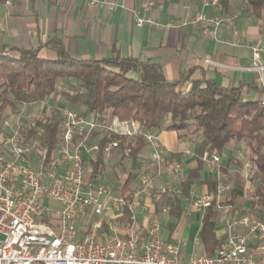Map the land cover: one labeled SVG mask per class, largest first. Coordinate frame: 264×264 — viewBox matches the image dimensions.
Masks as SVG:
<instances>
[{
	"label": "built area",
	"instance_id": "1",
	"mask_svg": "<svg viewBox=\"0 0 264 264\" xmlns=\"http://www.w3.org/2000/svg\"><path fill=\"white\" fill-rule=\"evenodd\" d=\"M85 1L92 7L101 5L98 0ZM192 23L205 25L204 33L216 39L218 30L231 21L200 13ZM146 24L155 25L152 20H137L138 27ZM234 45L240 46L238 39ZM263 54L264 45L253 47L247 70L261 75L264 92ZM260 105L264 108V97ZM21 109L3 123L7 134L0 152V264H264V213L257 216L223 205L230 186L221 173L218 155L206 152L202 157L207 169L217 175L216 190L193 197L191 207L205 212L215 204L216 211L225 215V240L214 255H195L185 262L180 242L162 238L158 217L144 226L135 215L145 198L159 202L168 193L181 194L173 187L155 189V179L162 175L168 157L158 134L110 112L87 116L66 108L61 110L60 143L51 150L43 140V130L31 135L38 120ZM100 134L115 137L103 148L107 158L120 150L118 138L141 137L146 142L150 165L138 169L141 183L136 191L115 193L111 184L89 178L88 163L100 151V144L92 141ZM251 169L248 163L247 178ZM184 175L177 163L173 181L180 182ZM126 212L129 220L122 221Z\"/></svg>",
	"mask_w": 264,
	"mask_h": 264
},
{
	"label": "trees",
	"instance_id": "2",
	"mask_svg": "<svg viewBox=\"0 0 264 264\" xmlns=\"http://www.w3.org/2000/svg\"><path fill=\"white\" fill-rule=\"evenodd\" d=\"M231 0H219L223 13L230 9ZM249 12L264 22V0H244ZM44 48L57 55L56 60L39 56L40 48L9 50L0 46V127L7 109L18 110L33 105H48L62 99L70 108L85 112L87 116L110 112L123 121H134L141 128L156 134L175 131L180 138H194L199 144L197 167L189 169L180 184L182 198L190 201L192 190L198 185L204 170V153L216 154L220 158L230 146L246 144L257 159L264 150V108L260 102L246 101L243 87L226 88L204 76L193 79L196 69L184 71L177 81L168 80L160 65L135 58H121L112 54L103 60L71 59L59 40L50 38ZM17 53V56L13 55ZM62 84L67 89H60ZM51 115L43 116L31 129V135L45 132L43 140L53 150L60 143L62 126L61 109L52 107ZM170 118V123L165 124ZM97 136V135H96ZM115 137L102 135L96 141L100 151L90 163L93 176L106 169L104 146ZM120 157L117 167L121 173H129L126 182L112 180L115 193L125 194L135 181L140 161L147 144L143 138H118ZM177 156L174 155L173 159ZM250 161L257 162L254 158ZM129 162V166H126ZM116 178V176H115ZM218 179H209L205 184L210 192L218 186ZM243 189L241 184L235 185ZM248 196L251 209L244 213L260 214L264 211V183H260ZM238 195L230 191V198L223 205L240 208ZM156 212L170 207V216L177 221L169 225L172 234L185 219L182 200L175 195H165L154 205ZM165 207V208H164ZM217 218L215 204L203 215L199 240L205 252L213 255L219 250L225 237H218L211 228ZM129 220L126 212L122 221ZM169 242V241H168Z\"/></svg>",
	"mask_w": 264,
	"mask_h": 264
},
{
	"label": "crops",
	"instance_id": "3",
	"mask_svg": "<svg viewBox=\"0 0 264 264\" xmlns=\"http://www.w3.org/2000/svg\"><path fill=\"white\" fill-rule=\"evenodd\" d=\"M98 1L101 5L92 7L85 0H0V46H6L8 51L40 48L41 58L56 60L57 55L44 48L48 40L53 38L63 43L71 59L99 61L112 54L121 58H135L160 65L165 77L172 81L179 80L184 71L194 68L195 80L204 76L226 88L242 86L246 101L260 102L263 99L264 92L259 80L261 75L247 68L252 63V48L264 45V22L249 12L244 0H231L227 13L222 12L219 3L213 4V0ZM108 3H114L115 7L107 5ZM200 13L208 17L229 19L231 23L222 26L214 39L204 33L205 25L192 23ZM138 19L152 20L155 25L146 24L138 27ZM237 39L240 46L234 45ZM13 55L17 56V53ZM261 61L264 64V54ZM51 102L48 104L50 109L54 107V102ZM158 135L168 150V157L162 175L155 179V189L159 191L163 187H173L181 191L180 184L188 170L197 167L199 144L194 138H180L175 131H162ZM232 153L238 154L230 149L228 156ZM115 155L116 152L111 157L105 156L106 167ZM174 155L177 158L172 160ZM228 156L224 153L221 157V173L229 184L230 191L233 189L238 195V206L249 211L251 201L248 193L251 188L247 189L246 183L250 176L246 177L245 170L248 163L234 166L232 165L234 162H231ZM91 162L88 163L89 178L106 181L104 172L99 176H93ZM177 163L185 170L184 178L180 182L172 179L173 169ZM144 164L150 165L147 148L142 155L139 168ZM118 178L120 182H126L129 173H123ZM212 178L217 179L216 173L209 171L204 165L201 182L193 188L190 201L183 199L182 193L166 194H173L181 199L184 214L188 216L178 224L168 238H162L169 242L180 241L181 258L185 262L190 261L195 255L207 254L199 237L196 245L190 247L184 246L181 237L183 226L192 213L205 214L206 211L194 210L191 201L193 197L210 192L203 182ZM140 183L137 174L127 194L136 191ZM237 184H241L243 189L236 188ZM156 203L158 202L153 198H145L138 203L136 210L142 218L141 221L138 220L140 225H150L155 217L161 222L167 221L170 217L169 209H163V214L158 215L154 207ZM215 212L217 218L211 222V228L216 231L218 237H222L224 232L222 219L225 215L218 213L216 209Z\"/></svg>",
	"mask_w": 264,
	"mask_h": 264
},
{
	"label": "rangeland",
	"instance_id": "4",
	"mask_svg": "<svg viewBox=\"0 0 264 264\" xmlns=\"http://www.w3.org/2000/svg\"><path fill=\"white\" fill-rule=\"evenodd\" d=\"M68 86L66 84H62L60 86V89L64 90L67 89ZM54 102V106L57 108H60L61 110L66 109V108H70L69 105H67L62 99H57V100H53L51 103ZM22 109L19 108L17 111L13 110V109H9V111H7L6 113H9L6 115V113L2 114V117L4 118V121L7 118H10L12 115H15L17 112L21 111ZM25 114H27L33 121H37L42 119L43 116L46 115H51L50 112V106H46V105H35V106H31L29 108L25 109ZM3 121V123H4ZM3 123L0 127V152H3V143H4V139L5 136L7 134L6 130H4L3 128ZM170 123V118L166 119L165 124H169ZM102 135L105 134H100L99 136L102 137ZM99 139V137H95V140ZM92 143H96V141H92ZM234 150L235 152H237L238 154L233 155L234 153L230 154L228 156V151L229 150ZM114 154V153H113ZM119 154V156H117ZM261 154H262V158L257 159V156L253 153V150L248 147L246 144H243L241 147L238 146H230L228 149H226L225 151V155L228 156V159H230L231 162H234L232 165L236 166V165H240V163H249L252 166L251 169V174L249 177L248 182L246 183L247 185V189L251 188L250 191H254V189L260 184V183H264V150H261ZM120 157V152H116V155L111 159V163L106 167L105 171H104V178H106V183H111V185L113 186L112 180H116L118 179V176H122L123 173L120 167H117V162L118 159ZM249 158H254L255 160H257V162H253L250 161ZM126 166H129V162L125 163ZM89 171V169H88ZM115 175L117 176L115 178ZM110 180V181H109ZM229 185V184H228ZM249 191V192H250ZM121 194V193H120ZM124 195H127V193H125ZM165 208V207H164ZM165 209H171L170 207H166ZM242 209V208H241ZM137 210H135V215L138 217V220L141 221L142 218L140 215L137 214ZM163 210L157 211L158 215L159 214H163ZM264 213V211L260 214H257V216H262ZM170 216V215H169ZM188 215H185V218ZM170 216L167 221L165 220L161 222L162 226V237L163 238H168V236H170V228L169 225L170 224H177L176 223V219ZM202 220H203V214L202 213H197L194 212L192 213V215L187 219L185 225L183 226L182 229V237L181 240L184 244L185 247H190L196 245L197 240H198V234L199 231L201 229V224H202ZM175 242H180V241H175ZM181 244V243H180ZM197 249H199V246L197 247Z\"/></svg>",
	"mask_w": 264,
	"mask_h": 264
}]
</instances>
